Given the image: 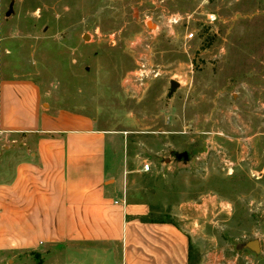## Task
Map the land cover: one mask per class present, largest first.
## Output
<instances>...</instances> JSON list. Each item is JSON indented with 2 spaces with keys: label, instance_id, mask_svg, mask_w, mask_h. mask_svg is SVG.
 Listing matches in <instances>:
<instances>
[{
  "label": "rangeland",
  "instance_id": "rangeland-1",
  "mask_svg": "<svg viewBox=\"0 0 264 264\" xmlns=\"http://www.w3.org/2000/svg\"><path fill=\"white\" fill-rule=\"evenodd\" d=\"M0 75L29 78L45 106L119 133L126 181L160 216L197 208L194 264H264L262 0H0ZM254 239L258 253L245 245Z\"/></svg>",
  "mask_w": 264,
  "mask_h": 264
},
{
  "label": "crops",
  "instance_id": "crops-1",
  "mask_svg": "<svg viewBox=\"0 0 264 264\" xmlns=\"http://www.w3.org/2000/svg\"><path fill=\"white\" fill-rule=\"evenodd\" d=\"M45 104L33 80L0 75V263L39 252V264H194L197 208L160 216L126 181L119 133Z\"/></svg>",
  "mask_w": 264,
  "mask_h": 264
},
{
  "label": "water",
  "instance_id": "water-1",
  "mask_svg": "<svg viewBox=\"0 0 264 264\" xmlns=\"http://www.w3.org/2000/svg\"><path fill=\"white\" fill-rule=\"evenodd\" d=\"M11 11H12V9L10 7V9L6 12V16H8L11 13ZM83 38L86 39V35H84ZM169 85H170L169 92L173 93L175 88L179 86V83L177 81L170 80ZM174 156L176 157L177 160L186 161L188 159V154L185 151L181 152V153L176 152V153H174ZM245 245H246V247L255 251V253H258L260 251V244H259V241L256 239L248 241Z\"/></svg>",
  "mask_w": 264,
  "mask_h": 264
},
{
  "label": "built area",
  "instance_id": "built-area-1",
  "mask_svg": "<svg viewBox=\"0 0 264 264\" xmlns=\"http://www.w3.org/2000/svg\"><path fill=\"white\" fill-rule=\"evenodd\" d=\"M207 19H208V21L210 22V23H212V21H214L215 20V16L213 15V14H208L207 15ZM180 20H182V17H180L179 15H176V14H172L170 17H169V19H168V21L170 22V23H178ZM193 37V33L192 32H189L187 35H186V38L187 39H190V38H192ZM142 170H144V171H148L149 170V163H144L143 165H142Z\"/></svg>",
  "mask_w": 264,
  "mask_h": 264
}]
</instances>
